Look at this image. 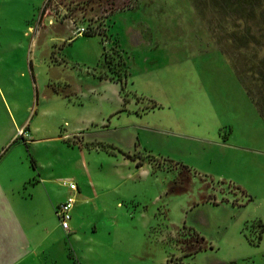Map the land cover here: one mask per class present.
<instances>
[{"label": "rangeland", "instance_id": "374dc122", "mask_svg": "<svg viewBox=\"0 0 264 264\" xmlns=\"http://www.w3.org/2000/svg\"><path fill=\"white\" fill-rule=\"evenodd\" d=\"M44 3L46 14L38 18ZM29 18L32 27L22 35V20ZM0 33L14 34L23 48L35 34L30 56L44 108L40 116L29 112L38 130L31 131L34 139L26 147L12 144L11 155L35 158L48 178L41 188L46 198L63 186L57 178L76 181L72 175L83 163L101 191L99 203L105 201L82 204L76 230L64 234L75 264L263 263L262 247L255 244L259 226L244 223L245 210L231 204L258 194L256 184H247L252 191L245 193L233 179L192 168L185 171L189 179L181 178L180 163L142 143L154 118L166 127L179 103L200 101L193 96L199 89L202 98L218 101L214 91L225 94L230 78L264 119V0H0ZM30 79L27 70L16 77L23 103ZM60 81L68 84V96L52 93ZM152 102L159 109L142 110ZM125 132L142 141L123 150L116 142ZM137 160L149 162L148 174ZM187 227L207 247L181 257L191 240Z\"/></svg>", "mask_w": 264, "mask_h": 264}, {"label": "crops", "instance_id": "0c3cea01", "mask_svg": "<svg viewBox=\"0 0 264 264\" xmlns=\"http://www.w3.org/2000/svg\"><path fill=\"white\" fill-rule=\"evenodd\" d=\"M40 11L41 8L38 18ZM31 24L30 18L22 20V35H26L32 27ZM33 35H30L26 48H23V42L17 41L14 34L0 33V264H75L76 256L71 251L72 255L68 253L70 249L65 247L64 234L76 230V214L82 204L91 198L100 204L101 191L96 189L95 180L90 178L83 163L77 166V175H72L76 180V190L73 192L74 202L68 222L71 228L63 229L57 222L52 221V214L56 204L68 192L67 186H55L53 195L43 197L41 188H44V182L48 178L40 174L35 158L32 157L28 161L27 154L24 156L16 151L11 155L13 152L9 148L19 142L26 147L28 141L34 139L30 133L38 130L39 125L30 123L32 114L29 116V112H38L40 116L44 111V108L38 105V86L34 81L35 59L30 56L31 45H36L35 34ZM24 70H27L31 78L28 101L25 103L20 101L21 87L17 85L16 80L17 76L24 75ZM222 83V80H219V84ZM229 83L225 94L223 89L221 93L214 91L218 101L202 98V89L196 91V95L194 91L193 96L198 95L200 101L193 97L187 104L179 103L177 108L167 113L170 123H166V127L159 126L158 119L154 118V123L147 128L149 132L144 133L142 144L150 146L151 149L156 148V155L164 160L184 164L194 171L211 173L216 178L226 176L233 179L239 186H243L245 193L252 191L247 184H256L258 194L254 193L252 197L248 193L250 197L245 203L231 204L238 210H245L244 213L239 211V214L244 216V223L252 222L260 227L255 244L262 247L260 253L264 264V121L239 83L233 78L229 79ZM59 86L61 90L58 89ZM31 87L35 92L34 108L30 107ZM219 87H223V84ZM51 90L55 95L64 96H68L71 91H68V84L63 81L56 82V86ZM159 107H142V110H151L154 113ZM20 128L23 133L17 134ZM74 130L79 133V127ZM120 140L122 141L116 143L123 150L131 148L130 142L134 143V146L142 141L136 133L134 142L128 132L123 133ZM148 163L140 161L138 164L140 170L147 174ZM203 165L206 168H203ZM80 175L84 181H80ZM59 179L62 182L65 178H57ZM51 181L57 184L55 179ZM101 202L104 206L105 201ZM47 212L52 217L51 221H48Z\"/></svg>", "mask_w": 264, "mask_h": 264}, {"label": "trees", "instance_id": "16d2710c", "mask_svg": "<svg viewBox=\"0 0 264 264\" xmlns=\"http://www.w3.org/2000/svg\"><path fill=\"white\" fill-rule=\"evenodd\" d=\"M44 6H45V3H44L43 6L41 7L40 17H41V16L43 15V13H44V12H43ZM85 34H88V33H85ZM248 59H249V58H248ZM237 79H239V81H240L241 83H244V77L241 76V75H239L238 73H237ZM118 84H119V89L121 90V89H122V83L119 82ZM249 97H250V99L252 100V97L250 96V94H249ZM122 101H123V102L126 101V97H125L124 93H122ZM252 101H253V100H252ZM253 103L257 106V110L259 111V114L262 116V113H261V110H260L258 104H256L255 101H253ZM154 105H156L155 102H152V103L150 104V106H154ZM262 119H263V118H262ZM263 121H264V119H263ZM125 156L133 158V156H132L131 154H129V153H125ZM136 163L139 164L140 161L137 160ZM180 165H181V167L184 168V169L179 168V170H178V172H177V176H179V177L181 176V178H182L183 176H185L187 179H189V176H188L187 172H185V171H187V170L190 169V168H188V167H187L186 165H184V164H180ZM183 178H184V177H183ZM187 179H186V180H187ZM187 181H188V180H187ZM235 187H238V186L236 185ZM176 190H177V189H176ZM249 197H250V196L247 195L246 199H245L243 202H240L239 204L245 203V202L249 199ZM256 226H258V225L256 224ZM187 228L190 230L191 240H190L187 244H185L184 248L181 249V251H182L181 254H180L181 257H182V256H185V255H190V254H192V253H194V252H196V251H198V250H200V249H203V248L207 247V244H206V242H205V240H204V238H203L202 235H200L197 231H195V230H194L193 228H191V227H187ZM259 232H260V227H259ZM258 237H259V233H258V235H257V238H258ZM208 246H209V245H208ZM181 257H180V258H181Z\"/></svg>", "mask_w": 264, "mask_h": 264}, {"label": "built area", "instance_id": "2783aa9c", "mask_svg": "<svg viewBox=\"0 0 264 264\" xmlns=\"http://www.w3.org/2000/svg\"><path fill=\"white\" fill-rule=\"evenodd\" d=\"M23 129L20 128L17 134H22ZM68 188V192L64 198L58 202L54 208V214L57 218V223L63 229H68V220L70 218V210L74 202L73 192L76 190V183L71 178H65L62 181Z\"/></svg>", "mask_w": 264, "mask_h": 264}]
</instances>
